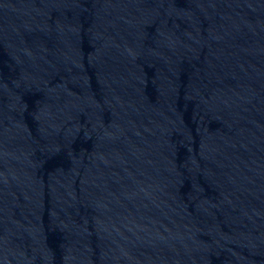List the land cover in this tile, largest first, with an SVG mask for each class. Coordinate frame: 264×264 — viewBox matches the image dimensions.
Listing matches in <instances>:
<instances>
[{"label": "water", "instance_id": "water-1", "mask_svg": "<svg viewBox=\"0 0 264 264\" xmlns=\"http://www.w3.org/2000/svg\"><path fill=\"white\" fill-rule=\"evenodd\" d=\"M0 264H264V0H0Z\"/></svg>", "mask_w": 264, "mask_h": 264}]
</instances>
